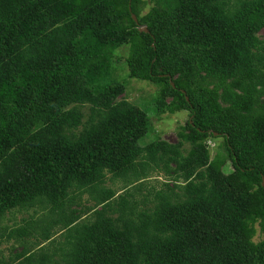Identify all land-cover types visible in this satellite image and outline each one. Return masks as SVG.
Instances as JSON below:
<instances>
[{"label":"trees","instance_id":"1","mask_svg":"<svg viewBox=\"0 0 264 264\" xmlns=\"http://www.w3.org/2000/svg\"><path fill=\"white\" fill-rule=\"evenodd\" d=\"M262 31L264 0H0V227L43 213L1 227L0 264H264ZM125 44L157 115L188 112L177 143L141 146L147 113L95 86ZM160 171L183 200L106 187Z\"/></svg>","mask_w":264,"mask_h":264},{"label":"rangeland","instance_id":"2","mask_svg":"<svg viewBox=\"0 0 264 264\" xmlns=\"http://www.w3.org/2000/svg\"><path fill=\"white\" fill-rule=\"evenodd\" d=\"M148 9H142V13H146ZM261 37H264V31L261 32ZM130 54L129 44H125L120 49L116 50L113 55V61L110 68L109 75L98 82L97 85H105L111 82H121L126 86V93L122 96V99L129 101L130 103L138 106L140 109L145 111L149 117V130L147 134L140 140L141 146H146L149 143L155 141V138L158 136L159 139L168 141L172 144L178 142L179 131L182 130V127L186 125V121L189 119L188 112L177 113L175 115L163 114V116H158L156 113L155 106V96L157 93L158 87L149 81H142L138 79H133L129 76V68L126 62V59ZM85 117L87 118L90 113V107L88 105L82 108ZM86 121V119H85ZM213 144V143H212ZM219 151L222 150L221 143H218ZM190 144H185L184 151L185 154L189 151ZM214 151L212 152V154ZM168 187H167V185ZM175 182L171 176H168L163 171L154 172L150 177L143 179L139 183H135L132 186H129L126 182L121 179H112L111 175H108L106 187L111 188L116 191L117 197L125 194L130 191L134 194V199L138 202H142L145 199L153 200L156 198L155 195L161 191L173 190V202L180 201L184 199V195L181 194L180 189H175ZM139 188V189H138ZM170 192V191H169ZM77 202H86L88 205H93L94 201L90 198L88 194H85ZM148 207H152L151 201L148 202ZM42 212L38 211L35 214V211L29 212H14L8 214L2 226L7 225L10 229L15 226H21L24 220H30L31 217L38 219L42 216ZM0 227V233H1ZM10 230L0 234V257L9 259L16 255V253L21 252L22 246H19L15 243V239L7 240V234ZM1 235H3L1 237ZM60 233L56 235L59 239ZM261 239V234L258 233L256 240ZM32 241V239H31Z\"/></svg>","mask_w":264,"mask_h":264},{"label":"water","instance_id":"3","mask_svg":"<svg viewBox=\"0 0 264 264\" xmlns=\"http://www.w3.org/2000/svg\"><path fill=\"white\" fill-rule=\"evenodd\" d=\"M132 17L135 20V22H138V18H137V16L135 14H133ZM139 31L140 32L149 33V30H148V28L145 25L140 26L139 27ZM215 135H218V134H215Z\"/></svg>","mask_w":264,"mask_h":264}]
</instances>
